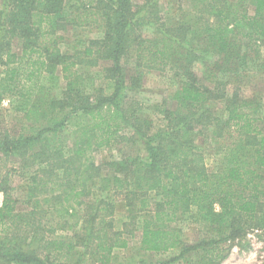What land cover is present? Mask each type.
Here are the masks:
<instances>
[{
	"label": "trees",
	"instance_id": "1",
	"mask_svg": "<svg viewBox=\"0 0 264 264\" xmlns=\"http://www.w3.org/2000/svg\"><path fill=\"white\" fill-rule=\"evenodd\" d=\"M101 1L106 4L99 6L109 13L90 9L98 0H89L88 10L77 15L67 0H0V66L7 67L0 79L1 92L10 90L7 82L17 78L20 69L14 64L25 57L31 67L25 75L27 83L44 71L57 82L59 74L53 70L60 63L62 79L71 85L74 72L69 70L76 62L70 56L61 62L59 54L49 56L42 37L66 22L87 25L98 14L108 19L101 25L107 41L102 57L111 62L100 70L107 71L101 76L106 86L95 100L82 94L64 115L56 111V100L45 99L43 85L32 83L18 91L31 123L19 134L0 136V156H18L30 163L31 151H39L41 168L31 176L27 196L34 209L26 221L13 213L15 200L13 206L0 180L5 191L0 236L8 238L7 233L20 230L19 223L31 225L40 209L44 213L42 195L45 201L51 196L64 203L71 198L73 203L65 204L64 210L78 217L80 231L75 237L38 235L37 249L0 239V264H112L116 250L130 247V235L138 238L143 255L178 253L156 264H220L231 241L244 236L247 227H259L264 240L263 105L258 95L241 93L252 69H264V0H191L175 26L160 17L161 25L151 38L130 32L132 25L138 30L154 24L148 5L135 15L132 0ZM85 2L79 9L85 8ZM53 38L60 37L53 34ZM17 40L21 56L13 50ZM130 41L135 43L140 71L128 77L122 59ZM198 45L201 56L195 52ZM85 54L93 55L94 49L87 48ZM195 60L204 65L202 82L191 69ZM167 66V98L151 109L143 103L135 105L136 85L141 89L145 70ZM218 100L224 102L223 116L211 107ZM46 101L51 117L45 114ZM157 111L161 115L154 117ZM42 115L48 121L41 125ZM72 117L84 121L73 145L67 146L58 139ZM155 119L161 123L153 129ZM127 129L132 141L143 139L145 155L123 154L96 164L93 153L116 143ZM209 147L214 152L212 170L206 164ZM89 181L96 184L94 189ZM192 224L199 230L195 228L198 235L190 241L185 232Z\"/></svg>",
	"mask_w": 264,
	"mask_h": 264
},
{
	"label": "rangeland",
	"instance_id": "2",
	"mask_svg": "<svg viewBox=\"0 0 264 264\" xmlns=\"http://www.w3.org/2000/svg\"><path fill=\"white\" fill-rule=\"evenodd\" d=\"M85 8L79 9L80 2L82 0H67L68 8L72 10L74 15H77V12L83 13L88 10L89 0H85ZM79 2V3H78ZM132 12L135 15H138L145 4L152 8V14L149 17V20L154 23L153 25H147L137 28L132 25L130 32H139L140 37H152L155 35V29L157 25H161L159 18L161 17L163 23H166L168 26L177 24L178 18L184 9H187L191 3V0H132ZM105 5L106 2L98 0L97 3L90 5V9L94 12L104 11L109 13L108 10H102L99 4ZM103 12V13H104ZM182 15V14H181ZM102 15L98 14L94 16V20L87 25H79L76 23L61 24L60 26L51 28V32L43 35V41L50 49L48 50L49 56L54 55L56 57L58 54L60 57L57 59L61 62L64 60V56L72 57L69 60L76 62V65L71 67L69 71L74 72V77L71 79V85H68V81L62 79L61 64H57L53 72L56 71L59 74L58 81H52L48 79V71H44L40 78L35 79V82H26L25 75L31 71V67L28 63V58L25 57L23 60H18L14 66L19 67V72L17 78H14L13 81L7 82L10 90L6 92H1L0 96V136L4 137L7 134L16 135L19 134L25 127V124L28 125L31 121H28L25 116V112L20 105V98L18 91H25L28 87H32V83L40 84L45 87V99H48L58 105L56 111L60 115H64V110L67 107L73 105L74 102H77L80 95L89 94L90 100L94 101L95 97L99 93L100 88H105L106 80L102 79L107 74L106 70L100 71L111 65V62L108 59H104L102 56L106 55L104 52L103 45H107V41H103L105 35L102 32V26L106 23L105 17L102 19ZM162 22V21H161ZM53 34L57 37H60L58 40L53 38ZM41 37V38H42ZM102 40V41H100ZM53 48H56L59 51L53 52ZM87 48H93L94 54L87 55L85 51ZM13 50L19 53V56L22 55V46L19 40L15 41L13 45ZM196 55L201 56V47L198 45L196 49ZM261 52L264 55V45L261 46ZM55 53V54H54ZM47 56V57H49ZM37 54L34 55V58H37ZM123 65L125 66L128 77L134 75L140 71V66L137 58V51L134 41L129 42V46L126 50V53L122 59ZM201 60H195L191 65V69L195 72L197 79L202 82L204 79L203 68L204 65ZM193 66V68H192ZM7 67L0 66V79L4 78L5 69ZM170 67L165 68H147L145 70L144 78L142 81V87L139 88L138 84L136 85V91L139 93L136 95L138 101L134 103L135 105L143 103L149 109L155 108L157 104L163 102L168 95V89L170 86L167 80L169 76ZM253 72L249 73V76L245 78V83L241 84V93L246 95H258L261 97V102L263 105L262 115L264 116V69L258 70L257 68L252 69ZM100 74V75H99ZM138 74V72H137ZM9 76V75H8ZM102 76V77H101ZM204 81V80H203ZM229 82L232 83L233 79L229 78ZM35 84L33 86H35ZM131 84V81L130 83ZM29 87V88H30ZM230 91V87H228ZM133 93V91L131 92ZM134 97V94H131ZM45 114H48L49 117L52 115L51 106L46 101ZM44 105V106H45ZM129 107V105H128ZM211 107L214 109V112L223 116L224 112V102L221 100L211 102ZM130 110H133L129 107ZM150 113H154L152 109ZM154 117L161 115L157 111ZM33 121V120H32ZM48 118L45 115L39 119L38 123L41 122V125L47 123ZM84 121L83 117H72V120L67 124V126L60 131V136L58 141L63 142L67 146H71L74 143L76 138V130L79 125ZM129 121V120H125ZM158 121L155 119V124L153 129L159 127ZM264 123V121H263ZM130 129H127L119 134L116 138V143L110 146H103L100 150H96L93 153V160L97 164H101L105 159L111 157H121L123 154L136 155L142 153L145 155V145L143 139H137L135 142L130 139L131 134ZM69 151V150H66ZM39 151H31L30 163L23 162L18 156L15 157H5L0 156V180L2 185L8 189V194L12 199V205L14 206L13 200H15V208L13 213L19 215L21 218H24V221L29 220V217L26 219V215L29 211L34 209L33 202L29 203L28 191L32 183L31 176L38 172L41 166L37 165V157ZM206 164L208 168L212 170L215 165L214 161V152L209 147L206 152ZM89 187L94 189L96 184L89 181ZM5 197V191L0 189V207L3 204ZM45 196H40L41 205L44 209V213H41V209L34 215V221L31 225H26V223H19V229H14V233H7L8 238H3L0 236V239L6 241H16L24 249H37V238L38 235H43L51 237L54 235H70L75 237L80 231L79 225L80 220L73 213L71 209L70 212L73 214H68L64 210L65 204H72L73 200L69 198L67 202H63L62 198L59 200L53 199L51 196H48L49 201L44 200ZM124 203L118 205V215L124 214ZM86 206L84 205V209ZM123 208V209H122ZM86 208L85 210H87ZM85 214V211L81 212ZM183 227H187L183 225ZM191 228H186V237L190 240L195 239L198 235L196 229L199 230L198 226L192 224ZM196 228V229H195ZM247 231L244 236L232 240L229 245V251L225 259L220 264H264V240L261 236L262 230L259 227L252 226L247 227ZM190 240V241H191ZM139 240L137 237H132L130 235V247L127 249H118L114 253V258L112 264H156V262H161L166 259H170L178 253L173 252L169 254H157L156 256H148L147 254L143 255L139 251ZM143 261V262H142ZM172 264H181L180 261H177Z\"/></svg>",
	"mask_w": 264,
	"mask_h": 264
}]
</instances>
